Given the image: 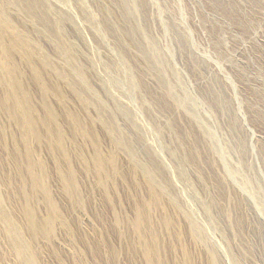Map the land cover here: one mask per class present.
<instances>
[{
  "label": "rangeland",
  "instance_id": "obj_1",
  "mask_svg": "<svg viewBox=\"0 0 264 264\" xmlns=\"http://www.w3.org/2000/svg\"><path fill=\"white\" fill-rule=\"evenodd\" d=\"M223 1L0 0V211L34 264H148L145 245L159 264H264L251 194L264 188V4ZM150 39L172 67L165 86ZM168 85L198 100L216 142ZM242 158L247 183L229 175ZM151 162L174 204L139 169ZM1 218L0 264H24Z\"/></svg>",
  "mask_w": 264,
  "mask_h": 264
},
{
  "label": "bare ground",
  "instance_id": "obj_2",
  "mask_svg": "<svg viewBox=\"0 0 264 264\" xmlns=\"http://www.w3.org/2000/svg\"><path fill=\"white\" fill-rule=\"evenodd\" d=\"M256 4H264V0H253ZM210 3V2H209ZM219 2L217 1V4H218ZM220 3H224V1L222 2V0H221V2ZM254 4V3H253ZM126 5V4H125ZM214 5V4H213ZM224 5V4H223ZM222 5V6H223ZM221 6V7H222ZM135 7V6H134ZM214 7V6H213ZM228 7V6H227ZM226 6H225V9H223V13L222 14H224V13H227V12H229L228 10V8H227ZM256 7V6H255ZM258 7V6H257ZM259 8H260V6H259ZM125 10H126V12L128 13V15L130 16V17H132L133 15H134V12L135 11H133V10H129V8L128 7H126L125 8ZM137 10V9H136ZM202 10V9H201ZM215 10V9H214ZM260 10V9H259ZM263 10V9H262ZM232 12H234V10L232 11ZM236 13V12H235ZM127 15V16H128ZM239 15V14H238ZM7 20V19H6ZM244 20V19H243ZM240 22V21H239ZM8 22H4V23H2V22H0V29H6L7 27H8ZM246 28H247V26H246ZM2 30V31H3ZM21 44L22 45H24V46H26V44H27V42H23V40L21 41ZM14 45V44H13ZM147 47H148V49L147 48H143V49H145V50H149V52H150V56H148V52L146 53V52H142L143 53V55L144 56H146V58L147 59H149L150 60V69L152 70V71H154V72H156V73H158V75L160 76V78L159 79H161V81H162V83H163V85L165 86V84H164V82H166L165 81V75H166V73L168 72V70L169 69H171L172 70V67L170 66V65H168L166 62H163V60H162V58H161V55H160V53H159V50H158V46H157V44L155 43V41L154 40H152V39H150L149 40V42L147 43ZM162 49V48H161ZM167 53H169V50H168V52ZM237 65V64H236ZM235 65V66H236ZM2 67V66H1ZM5 67V66H4ZM241 67V66H240ZM240 67H239V69H240ZM7 69V68H6ZM244 69V68H243ZM1 70V69H0ZM4 70V69H3ZM153 72V73H154ZM173 72H175L174 70H173ZM247 72V71H246ZM9 73V72H8ZM11 74V73H10ZM244 73H242V75H243ZM248 74V73H247ZM261 73H258V75H259V78L260 79H262V82L264 83V77H262L263 75H260ZM246 75V74H245ZM252 75V74H251ZM257 75V76H258ZM175 77H176V79H177V81H178V83H177V85H178V89L180 88L181 89V91H182V84H181V82L179 81V76H178V74L175 72ZM226 77H228V76H226ZM246 77V76H245ZM79 81H78V84H80L81 85V87L85 90V91H87V92H89V93H93L92 92V90H91V88H90V86H89V84L87 83V81L85 80V79H83V77H82V75L81 74H79V79H78ZM239 82V81H238ZM13 83V82H12ZM131 84L132 85H134V83L133 82H131ZM16 86V85H15ZM184 87V86H183ZM166 88H168L169 89V92L172 94V97H173V99H174V101H175V103L177 104V105H179V106H181L182 108H185L186 110H187V112H188V114H190L193 118H194V120L196 121V123L198 124V126L202 129V131L205 133V135H207L209 138L208 139H210V140H213L214 142H216L215 141V139H216V135H215V132L214 131H212L211 129H210V127H208L207 126V123H206V121H205V119H203L202 118V116H201V114H200V111H201V109H200V104H199V102H198V100H196V99H194L193 97H191L189 94L188 95H186L184 92H182V94L180 95L179 93H176V91H178V89L175 87V86H170V85H168ZM185 88V87H184ZM14 97V96H13ZM18 98V100L20 101V99H19V97H17ZM221 98V97H220ZM219 98V99H220ZM16 99V98H15ZM223 99V98H222ZM261 99H262V101L264 102V84H263V90H261ZM17 100V101H18ZM21 100H23V99H21ZM15 101V100H14ZM226 101V100H225ZM20 103H21V101H20ZM20 103H18L17 102V104L19 105ZM23 103V102H22ZM223 103H226V102H224L223 101ZM227 104H228V102H227ZM227 104L225 105V104H223V105H221V106H223L222 108L223 109H226V107H227ZM15 105H16V103H15ZM202 106V105H201ZM231 106V105H230ZM21 107H23V109H25L24 108V106H21ZM22 109V108H21ZM227 111V110H226ZM224 112V111H223ZM231 112V111H230ZM51 117V116H50ZM229 117V116H228ZM231 117H232V119H233V124L235 125V126H238L239 124V122L240 121H238V119H237V114H234V112H233V114H231ZM22 118H23V121L24 122H22V123H25V125H26V127H27V129L30 131V132H32L33 131V129H34V122H33V118H31V114L29 115V113H28V110H26V111H22ZM245 118V117H244ZM264 120V119H263ZM262 120V121H263ZM230 121V120H229ZM33 133V132H32ZM212 142V141H211ZM213 142V143H214ZM212 145V144H211ZM222 145V144H221ZM212 148H213V150L217 153L218 152V150H217V148H216V146L213 144V146H212ZM220 148H221V146H220ZM248 148V147H247ZM250 149V148H249ZM221 150H222V148H221ZM227 151L228 150H222V152H220V150H219V152L220 153H222V155L224 156V159H225V157H227ZM249 151V150H248ZM258 152V151H257ZM263 152V151H262ZM130 154L131 155H133L134 153L132 152V151H130ZM250 154V153H249ZM257 154V153H256ZM221 155V156H222ZM263 155V154H262ZM251 156V155H250ZM258 156V155H257ZM258 159V158H257ZM158 160V159H157ZM225 161V160H224ZM153 162H155V161H153ZM157 162V161H156ZM226 162V161H225ZM152 163V162H151ZM137 164H138V162H136V166H137ZM153 164V165H152ZM151 165H152V167H153V169H151V166L149 167V166H147V165H142V164H140L139 165V169L141 170V172L143 173V175L146 177V179H147V181L149 182V185H150V187L152 188V190L153 191H157V192H159V190H161V191H164V192H166L167 194H169L170 195V199H172V203L174 204V202H176V199H175V197L173 196V195H171L172 194V191H171V188H170V186H169V184H168V182L165 180H161V182H162V185L161 186H159V184L156 182V180H159V178H158V174L160 173V171H158V168H157V166L154 164V163H152ZM239 167H241V169H233V170H231V171H229L230 172V174L229 175H233L232 177H234V176H239V177H241L242 176V182H244V183H247L249 180H248V177H247V175L245 174V171L243 170V168H244V166L246 165H248L244 160H243V158L242 159H240V162H239ZM228 166V165H227ZM183 168V167H182ZM225 168H226V166H225ZM248 168L249 169H252V166L251 165H248ZM228 175V176H229ZM183 176V175H182ZM263 177V176H262ZM188 178V177H187ZM230 178V177H229ZM257 178V177H256ZM235 179V178H234ZM234 179H232V180H234ZM259 183V182H258ZM67 187H70V188H72L73 189V178H71V179H69L68 181H67ZM251 184V183H250ZM253 184V183H252ZM256 184V183H255ZM34 186L36 187V188H40L42 191H44V192H47V194H48V191H47V189L45 188V186H43L42 185V183L39 181V179H37L36 177L34 178ZM163 193V192H162ZM251 194H252V196H253V198H254V200L255 201H257V202H259L260 201V207H261V209H262V211H263V213H264V188H263V186L261 187L260 185H258V188H255V189H252L251 188ZM172 196V197H171ZM169 197V196H168ZM183 199V198H182ZM169 200V199H168ZM259 200V201H258ZM178 204V203H177ZM256 204V203H255ZM179 205V204H178ZM51 208H52V210L55 212V208H54V206H53V204H51ZM261 211V210H260ZM0 216L2 217L1 219H3L4 220V222L6 223V226H7V229H8V234H10L11 235V238H12V240H13V244H14V248H15V251H16V253H17V255H18V257L20 258V260H21V262L22 263H24V264H34L33 263V260H32V258H31V255H30V253H29V248H28V246H27V244L23 241V239H22V235H21V231L14 225V223H13V221L10 219V217L8 216V215H6L2 210L0 211ZM142 218V217H141ZM141 218L140 219H138L137 220V223H136V225H135V227H136V229L140 232V226H141V223H142V221H141ZM28 219H29V223H30V225L32 226V231L34 232V231H36V226H35V222H34V216L32 215V214H29L28 215ZM51 220H52V218H50L49 219V221H48V224L49 223H51ZM190 221H191V224H192V228H193V230H194V232L197 234V233H200L201 231L199 230V228L200 227H198V225L197 224H195L191 219H189ZM193 222V223H192ZM191 228V229H192ZM50 230V228L49 229H47L46 231H47V233L48 234H50L51 232L49 231ZM9 235V236H10ZM151 246V245H150ZM150 246H146L145 245V247H144V253H145V256H146V259H147V262H148V264H159V262L155 259V257H154V254H153V251H152V248L150 247ZM233 263L234 264H239V262H238V260H235V258L233 259Z\"/></svg>",
  "mask_w": 264,
  "mask_h": 264
}]
</instances>
